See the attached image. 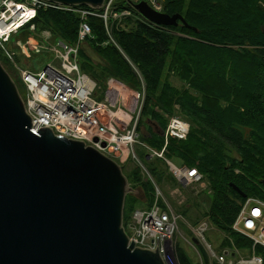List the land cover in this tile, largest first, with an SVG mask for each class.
I'll return each mask as SVG.
<instances>
[{
	"label": "trees",
	"instance_id": "1",
	"mask_svg": "<svg viewBox=\"0 0 264 264\" xmlns=\"http://www.w3.org/2000/svg\"><path fill=\"white\" fill-rule=\"evenodd\" d=\"M263 3L164 0V11L182 14L189 26L180 21L177 25L152 27L130 17L124 21L126 28H113L115 42L104 20L90 16L92 34L84 45L102 60L95 63L84 45L79 52L81 70L104 86L103 99L110 77L142 94L137 146L145 148L139 152L140 158L156 184L164 186L170 178L178 180L169 166L167 174L160 166L163 157L150 156V149L161 151L165 145V160L178 158L203 174L207 187L199 194L207 193L209 200L203 214L225 235L220 250L252 247V241L236 232L233 223L247 197L264 200ZM31 23H35L36 30H50L58 39L74 44L80 15L59 8L42 9L19 31ZM172 76H178L184 87L176 86ZM172 116L186 120L190 130L186 139L169 137L166 144L162 132ZM125 174L130 185L142 187L147 197L143 202L132 193L127 195L123 223L129 232L128 223L137 203L151 208L157 197L156 185L145 178L140 165ZM233 185L247 196L243 197ZM161 198L158 202L166 210ZM256 252L264 255V248L257 245ZM177 257L180 264H201L180 242ZM202 259L203 264H218L211 263L209 256L202 255Z\"/></svg>",
	"mask_w": 264,
	"mask_h": 264
},
{
	"label": "water",
	"instance_id": "2",
	"mask_svg": "<svg viewBox=\"0 0 264 264\" xmlns=\"http://www.w3.org/2000/svg\"><path fill=\"white\" fill-rule=\"evenodd\" d=\"M49 1L96 9L105 2ZM136 8L159 25H188L180 13L159 12L146 2ZM32 125L0 60V264H167L163 247L130 241L123 223L126 197H147L142 187L130 185L121 163L52 127L35 133Z\"/></svg>",
	"mask_w": 264,
	"mask_h": 264
},
{
	"label": "built area",
	"instance_id": "3",
	"mask_svg": "<svg viewBox=\"0 0 264 264\" xmlns=\"http://www.w3.org/2000/svg\"><path fill=\"white\" fill-rule=\"evenodd\" d=\"M140 2H146L159 12L164 11V0H105L101 9L89 6H74L55 3L49 0H0V47L4 53L17 65L16 53L12 46L6 44V39L13 33L34 19L39 10L60 8L78 12L80 24L76 43L70 44L59 40L60 46L49 48L57 52L56 61L49 62L39 72L20 69L22 80L27 88L25 100L26 109L33 118L31 130L37 133L43 126L52 127L57 135L78 139L92 145L105 154L125 163L129 156L138 161L143 168L136 146L139 144L138 117L142 109L139 107L138 116L127 121L120 104L122 103L123 88L111 85L110 93H118L117 100L110 95L99 100L96 96L97 81L81 70L79 52L92 30L88 22L90 16L101 17L111 38L115 27L126 28L125 19L135 18L152 27L159 25L147 19L136 8ZM30 30L36 31L35 23H31ZM46 39L53 37L50 30L44 31ZM33 39H37L34 37ZM43 43V42H42ZM33 51L41 52L45 47L36 45L33 40L29 42ZM18 66V65H17ZM144 88V87H143ZM114 91V92H113ZM122 91V92H121ZM144 95V94H143ZM142 94L137 93L138 108ZM120 99V104L118 100ZM106 118V119H105ZM132 121V123H131ZM125 125V127H123ZM190 124L179 116H172L165 130V140L169 137L186 139ZM165 147L161 151L153 150V155L164 156ZM171 172L181 184L202 185L207 187L203 174L197 167L176 166L169 160ZM163 194L156 187V201L151 208H137L128 223L130 241L139 247H163L167 264H180L177 257V233L179 231V215L173 211L165 210L159 203ZM209 223L204 221L194 236L185 240L195 246V239L202 242L211 260L218 264H264V255L256 252V246L264 248V200L257 197H247L237 215L233 229L249 238L253 245L251 248L240 249L236 246L217 251L206 236ZM197 243V244H198ZM199 262L203 264L202 254L198 252Z\"/></svg>",
	"mask_w": 264,
	"mask_h": 264
},
{
	"label": "rangeland",
	"instance_id": "4",
	"mask_svg": "<svg viewBox=\"0 0 264 264\" xmlns=\"http://www.w3.org/2000/svg\"><path fill=\"white\" fill-rule=\"evenodd\" d=\"M264 7V3H263ZM38 30V29H37ZM32 31L28 27L21 29L18 33H13L10 38L6 39V44L13 48V52L16 53V61L17 65L10 59L9 56H7L4 53V50H0V60L3 62L2 64L5 65L4 67L7 69V71L10 73L14 81L16 82L19 91L22 95V97L26 100L27 98V88L22 80L20 69H28L32 72H39L42 70L49 62L56 61V55L57 52L55 50H50L49 48H53L54 46H60L59 40L56 36H53L50 39H46L44 36V31L47 29L41 28L38 31ZM36 37L37 39H33ZM33 40V43L36 45L43 46V43L45 44V47L41 52H35L33 51L32 47L29 45V42ZM43 42V43H42ZM85 46L86 53L91 57V59L95 63H99L102 59L100 56L92 50L87 44ZM61 47V46H60ZM1 48V47H0ZM62 48V47H61ZM90 75V74H89ZM93 77V76H92ZM107 80V79H106ZM105 80V81H106ZM98 82V85L100 88L97 89L96 96L99 100L103 99V88L101 86V83ZM118 79L111 78L107 80V88L110 85H114L117 87L118 85ZM122 82V81H121ZM172 82L178 86L179 88H183V81L178 76H172ZM105 83V84H106ZM124 83V82H123ZM125 84V83H124ZM123 84V91L128 92L129 94H122L120 95L122 97V103L120 104V108L122 109V112L124 113V116L127 121L133 120L138 116L139 107L142 102V98L140 97L138 108L136 111H134V107L137 105V91H134L132 88H130L128 85ZM104 87V86H103ZM134 91V92H132ZM132 92V93H131ZM106 96V93H105ZM123 105V106H122ZM177 115V114H176ZM180 117V116H179ZM106 119V118H105ZM132 123V121H131ZM125 127V125L123 126ZM145 130V128H144ZM145 150L144 147L141 145H138L136 148L137 155L140 158V151ZM138 150V151H137ZM150 156L152 158L154 157H160L158 155H153V151L150 150ZM163 157V158H162ZM163 162L160 161V166L166 171V174L170 172L171 167L169 164L168 159L165 160L164 156H161ZM144 159V158H143ZM156 159V158H154ZM158 159V158H157ZM141 160V158H140ZM118 161V160H117ZM142 163H144L141 160ZM172 162L178 166L182 167L183 163L180 159L174 158ZM136 165H140L142 169V173L144 174L146 179H150L154 182L156 187L160 189L163 196L161 198V204L166 208L168 211H173L175 214L179 215V231L177 235V239L188 251V253L191 255V257L195 261H199V253L203 255V257H208L206 248L204 247L203 243H195V246L192 244H189L186 240H184L186 237L194 236V231L197 230V228L200 226V224L204 221L208 222L207 216L203 214L204 209L209 205V200L207 193L199 194V192L206 188L202 185H185L181 184L177 179V182L173 179H168L166 181V184L164 186H161L159 184H156L155 179L152 175H150L147 167L144 165L146 170L143 168V166L136 161L131 156L128 157V159L123 163V171L124 173L132 168H134ZM170 167V170H167V167ZM169 169V168H168ZM169 171V172H168ZM206 184V182H205ZM138 187V186H137ZM135 187V188H137ZM134 188V187H133ZM195 194V195H194ZM138 208H144L145 205L142 203H137L136 205ZM186 211V213H185ZM200 221L198 224H194L195 222ZM209 223V222H208ZM191 230V234H190ZM206 236L210 240V242L214 245V248L217 251H220V243L222 239L225 237L224 233H222L219 229H217L213 224H209V229L206 231ZM228 248V247H226Z\"/></svg>",
	"mask_w": 264,
	"mask_h": 264
},
{
	"label": "crops",
	"instance_id": "5",
	"mask_svg": "<svg viewBox=\"0 0 264 264\" xmlns=\"http://www.w3.org/2000/svg\"><path fill=\"white\" fill-rule=\"evenodd\" d=\"M119 83H121V85H122V87H123V82H121V81H118ZM117 87L119 88V86L117 85ZM110 89H111V85L110 86H108V88H107V91H106V96L108 97L109 95H110V97H111V99L114 101V100H117V97H118V93L117 94H115V92L113 93V94H111L110 93ZM135 91V90H134ZM134 91H132V92H134ZM122 92V91H121ZM131 92V93H132ZM123 94L125 93V94H129L128 92H125V91H123L122 92ZM120 99L118 100V104H120ZM123 106V105H122ZM134 109V108H133Z\"/></svg>",
	"mask_w": 264,
	"mask_h": 264
},
{
	"label": "bare ground",
	"instance_id": "6",
	"mask_svg": "<svg viewBox=\"0 0 264 264\" xmlns=\"http://www.w3.org/2000/svg\"><path fill=\"white\" fill-rule=\"evenodd\" d=\"M59 9H60V8H59ZM124 85H125V84H124ZM99 88H100V87H99ZM103 96H104V95H103ZM103 96H102V97H103ZM168 161H169V160H168ZM158 203H159V202H158ZM146 205H147V204H146ZM147 206H148V205H147ZM145 207H146V206H145ZM148 207H149V206H148ZM139 208H140V207H139ZM146 208H147V207H146ZM127 233H128V232H127ZM177 235H178V234H177ZM184 240H185V239H184ZM199 243H200V242H199Z\"/></svg>",
	"mask_w": 264,
	"mask_h": 264
}]
</instances>
